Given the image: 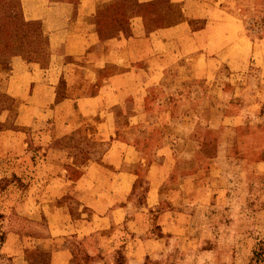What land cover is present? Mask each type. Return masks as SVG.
Wrapping results in <instances>:
<instances>
[{
    "label": "rangeland",
    "instance_id": "obj_1",
    "mask_svg": "<svg viewBox=\"0 0 264 264\" xmlns=\"http://www.w3.org/2000/svg\"><path fill=\"white\" fill-rule=\"evenodd\" d=\"M223 4L192 22L215 60L180 50L142 103L89 120L74 99L92 73L63 70L41 20L0 0V67L21 54L49 83L21 103L0 84V264H264V0Z\"/></svg>",
    "mask_w": 264,
    "mask_h": 264
},
{
    "label": "crops",
    "instance_id": "obj_2",
    "mask_svg": "<svg viewBox=\"0 0 264 264\" xmlns=\"http://www.w3.org/2000/svg\"><path fill=\"white\" fill-rule=\"evenodd\" d=\"M224 1L20 0L26 19L41 20L43 29L53 42L52 46L60 48L55 51L53 49L52 54L57 62L62 60L61 68L89 72L94 76L84 81L83 86H95L99 90L74 99L79 111L89 120L99 113L103 117L105 108L124 101L128 94L140 92L139 102L142 103L148 87L154 83L153 73L169 70L173 65L166 61L173 60L175 55L181 53L180 50L184 51V55L195 53L197 57H212L207 50L209 39L203 35L205 29L193 28L192 22L206 17L205 8L213 5L220 13H225L222 9L225 8ZM67 56L73 62L65 60ZM57 62L55 65H58ZM36 65L38 63L28 62L21 54H14L9 69L0 67L1 87L12 90L11 94L17 103H21L22 97L25 99L26 90L30 92L33 85L37 88L41 83L49 86L47 81L38 78L37 72L43 68L39 69ZM50 70L53 68L44 69ZM96 73L98 76L101 73L107 74L101 82L95 78ZM109 117L107 121H110ZM114 149L113 146L111 151L114 152ZM109 162L114 164L115 169L121 167V163L116 160ZM98 166L101 167L100 164ZM123 167V170H115L108 175L110 178L100 172L96 182L102 184L108 177L113 184H125L124 177H129L130 172L125 164ZM85 179L86 174L77 183ZM108 193V190L101 191L104 197L97 201L104 199L105 204H96L98 207L94 208H99L97 214H102L108 205L114 203H108L113 197ZM114 214L120 216L118 211H114ZM62 254L66 255V252L60 251L56 255L59 257ZM57 264H60L59 258Z\"/></svg>",
    "mask_w": 264,
    "mask_h": 264
}]
</instances>
